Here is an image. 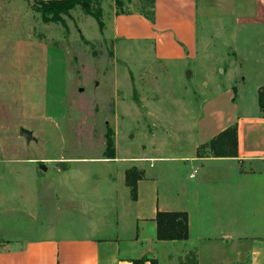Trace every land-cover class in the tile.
<instances>
[{
  "label": "rangeland",
  "instance_id": "1",
  "mask_svg": "<svg viewBox=\"0 0 264 264\" xmlns=\"http://www.w3.org/2000/svg\"><path fill=\"white\" fill-rule=\"evenodd\" d=\"M114 12L113 0H93L88 12L44 22L32 0H0V249L115 222L124 200L110 178L122 164L104 159L106 140L115 159L189 154L202 103L234 71L233 51L239 103L253 104L263 30L224 32L230 21L200 8L201 56L178 65L157 61L150 43L115 40ZM158 165L166 174L180 166Z\"/></svg>",
  "mask_w": 264,
  "mask_h": 264
},
{
  "label": "crops",
  "instance_id": "2",
  "mask_svg": "<svg viewBox=\"0 0 264 264\" xmlns=\"http://www.w3.org/2000/svg\"><path fill=\"white\" fill-rule=\"evenodd\" d=\"M205 2L155 0L153 23L135 13L114 12L112 36L150 43L157 61L181 65L195 64L201 56L200 8L209 19L230 21L231 30L225 27L224 32L236 33L246 27L264 31V0H220L210 9ZM232 53L234 71L228 73L229 82L202 103L189 154L116 156L112 161L122 167L112 174L110 186L120 189L124 200L115 222L100 225L92 236L35 238L1 248L0 264H132L141 258L156 264H182L188 257L195 264H264V115L257 102V93L264 88V57L253 85V104L241 105L238 95L245 81H238L241 63L237 53ZM233 125L237 129L236 158L196 156L200 146ZM158 164L180 166L166 174ZM131 168L142 175L134 200L125 183V172ZM157 212L186 213L188 238L157 241Z\"/></svg>",
  "mask_w": 264,
  "mask_h": 264
},
{
  "label": "trees",
  "instance_id": "3",
  "mask_svg": "<svg viewBox=\"0 0 264 264\" xmlns=\"http://www.w3.org/2000/svg\"><path fill=\"white\" fill-rule=\"evenodd\" d=\"M41 14L44 22H61L62 16L77 7L84 11H89L90 2L93 0H32ZM154 2L155 0H113L116 15L138 14L150 23L154 22ZM138 3L139 7L134 8ZM132 7V10L129 9ZM101 26V25H100ZM257 102L260 112L264 115V88L257 93ZM198 158H236L237 157V129L233 125L215 137L208 143L197 149ZM104 159H115L114 145L109 139L106 140ZM141 173L131 168L125 172V183L130 189L132 199H135L136 182L141 179ZM156 239L160 242L183 241L188 238V217L184 212H157L155 217ZM156 264L153 260L141 258L133 260L132 264ZM185 264H195L192 257L186 259Z\"/></svg>",
  "mask_w": 264,
  "mask_h": 264
},
{
  "label": "water",
  "instance_id": "4",
  "mask_svg": "<svg viewBox=\"0 0 264 264\" xmlns=\"http://www.w3.org/2000/svg\"><path fill=\"white\" fill-rule=\"evenodd\" d=\"M136 7H138V5H136ZM18 135L22 137L26 141V143L30 142L31 140L35 141V139L32 137V133L23 128L19 129ZM41 170L44 171L45 167L41 166Z\"/></svg>",
  "mask_w": 264,
  "mask_h": 264
},
{
  "label": "built area",
  "instance_id": "5",
  "mask_svg": "<svg viewBox=\"0 0 264 264\" xmlns=\"http://www.w3.org/2000/svg\"><path fill=\"white\" fill-rule=\"evenodd\" d=\"M196 172L194 171L193 174L190 176L191 178L193 177V175L195 174Z\"/></svg>",
  "mask_w": 264,
  "mask_h": 264
}]
</instances>
